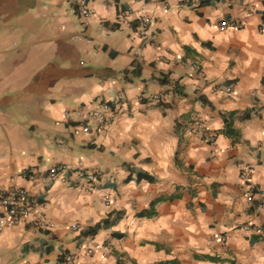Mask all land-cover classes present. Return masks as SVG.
I'll return each mask as SVG.
<instances>
[{"label": "crops", "instance_id": "0c3cea01", "mask_svg": "<svg viewBox=\"0 0 264 264\" xmlns=\"http://www.w3.org/2000/svg\"><path fill=\"white\" fill-rule=\"evenodd\" d=\"M79 1L0 0V264H264V0Z\"/></svg>", "mask_w": 264, "mask_h": 264}, {"label": "built area", "instance_id": "2783aa9c", "mask_svg": "<svg viewBox=\"0 0 264 264\" xmlns=\"http://www.w3.org/2000/svg\"><path fill=\"white\" fill-rule=\"evenodd\" d=\"M74 13L79 15L82 18H88L91 16V12L86 6L85 0L78 2V5L74 8ZM150 25V19L148 17H141L139 19V36L145 37ZM222 27L228 26L226 22H223ZM231 26V25H230ZM238 28V26H234ZM193 70L199 72L198 66L193 65ZM166 97L165 93H159L153 96L155 102H159ZM115 105L120 104V98L116 97L113 100ZM108 104H100L98 108L92 109L84 114L83 120L79 123L78 126L74 127V135H79L81 133L89 134L91 132H100L102 131L108 121L109 117L107 116ZM197 129L201 132H206L205 128L198 124ZM210 140H212L210 138ZM67 169L65 166H55L51 167L48 171L47 178L49 180L60 179L65 181V173ZM26 174V172H23ZM78 177L84 179L87 183H92L96 180L95 176L92 174H86L84 172L78 171ZM240 179L249 184V192L251 195H259V200L257 204V210L264 214V193H259L258 189L251 187L250 185V176L246 173H242ZM0 206L2 207L3 213L0 216V230L4 228L14 227L21 221L28 218L32 215L36 209L27 199V192L20 188H14L9 190H0ZM73 231H78L79 226L74 225L71 228ZM244 229H248V226H245ZM86 253H91V248L84 249ZM57 264H76L75 258L72 254H65L61 257Z\"/></svg>", "mask_w": 264, "mask_h": 264}, {"label": "trees", "instance_id": "16d2710c", "mask_svg": "<svg viewBox=\"0 0 264 264\" xmlns=\"http://www.w3.org/2000/svg\"><path fill=\"white\" fill-rule=\"evenodd\" d=\"M208 2V1H207ZM139 175H141V174H139ZM146 178V179H148V180H151L152 179V177H150V176H146V175H141V176H139V179L140 178ZM100 228V225H97V226H95V228L93 229V230H91V231H93V232H95L96 230H98Z\"/></svg>", "mask_w": 264, "mask_h": 264}]
</instances>
